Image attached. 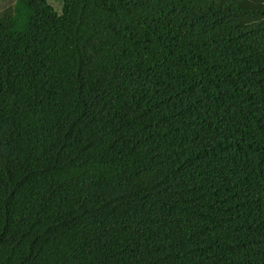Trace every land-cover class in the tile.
<instances>
[{
	"label": "trees",
	"instance_id": "16d2710c",
	"mask_svg": "<svg viewBox=\"0 0 264 264\" xmlns=\"http://www.w3.org/2000/svg\"><path fill=\"white\" fill-rule=\"evenodd\" d=\"M62 2L0 17V264H264V0Z\"/></svg>",
	"mask_w": 264,
	"mask_h": 264
},
{
	"label": "rangeland",
	"instance_id": "374dc122",
	"mask_svg": "<svg viewBox=\"0 0 264 264\" xmlns=\"http://www.w3.org/2000/svg\"><path fill=\"white\" fill-rule=\"evenodd\" d=\"M16 0H2L0 1V17L6 13H11ZM50 4L55 8L56 11L61 12L63 2L62 0H48Z\"/></svg>",
	"mask_w": 264,
	"mask_h": 264
}]
</instances>
